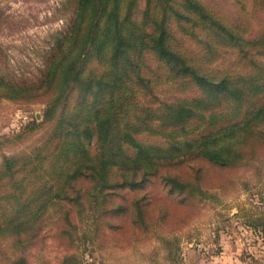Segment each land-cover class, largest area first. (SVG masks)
<instances>
[{
  "label": "trees",
  "instance_id": "obj_1",
  "mask_svg": "<svg viewBox=\"0 0 264 264\" xmlns=\"http://www.w3.org/2000/svg\"><path fill=\"white\" fill-rule=\"evenodd\" d=\"M73 3L39 85L0 78L2 97L41 99L55 119L44 143L0 164V264H83L79 230L116 229L117 212L144 227L145 199L125 191L184 160L241 166L264 144V0H234L230 15L203 0ZM200 173L162 180L193 204Z\"/></svg>",
  "mask_w": 264,
  "mask_h": 264
},
{
  "label": "rangeland",
  "instance_id": "obj_2",
  "mask_svg": "<svg viewBox=\"0 0 264 264\" xmlns=\"http://www.w3.org/2000/svg\"><path fill=\"white\" fill-rule=\"evenodd\" d=\"M203 1L215 2L227 15L235 10L234 0ZM142 7L140 2L138 10ZM73 8V0H0V78L4 83L39 85L57 38L67 32ZM159 99L173 97L161 94ZM45 109L41 99L20 101L0 95V164L4 157L27 154L47 140L55 119L43 122ZM252 152L247 163L235 167L199 160L172 163L142 189L125 191L121 196L127 204L132 198L145 199L144 227L132 224H141L139 219L129 214L118 217L117 212L108 217L109 223L119 224L116 229H103L98 237L94 230L93 236L79 230L82 263L264 264V144ZM192 169L201 171L205 199L182 203L162 176H188ZM114 199L117 204L119 198ZM56 250V243L48 239L45 252Z\"/></svg>",
  "mask_w": 264,
  "mask_h": 264
}]
</instances>
